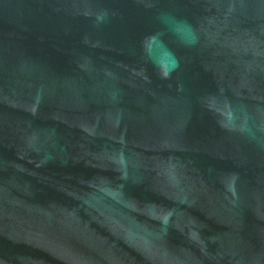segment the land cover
<instances>
[{
	"label": "water",
	"instance_id": "1",
	"mask_svg": "<svg viewBox=\"0 0 264 264\" xmlns=\"http://www.w3.org/2000/svg\"><path fill=\"white\" fill-rule=\"evenodd\" d=\"M0 264H264V0H0Z\"/></svg>",
	"mask_w": 264,
	"mask_h": 264
}]
</instances>
